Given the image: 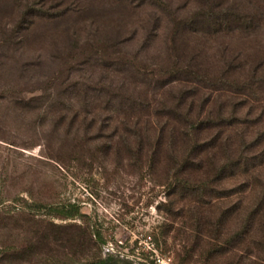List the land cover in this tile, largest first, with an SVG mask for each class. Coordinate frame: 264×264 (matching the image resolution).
Here are the masks:
<instances>
[{
	"label": "rangeland",
	"instance_id": "374dc122",
	"mask_svg": "<svg viewBox=\"0 0 264 264\" xmlns=\"http://www.w3.org/2000/svg\"><path fill=\"white\" fill-rule=\"evenodd\" d=\"M227 1L264 18V0ZM162 40H150V6L137 0H0V264H84L108 254L127 264H264L263 234L233 238L245 223L231 214L235 196L209 203L170 194L162 159L136 155L131 121L119 123L102 96L89 102L85 85L71 86L121 81L99 64V47L106 61L121 53L150 67L166 61ZM200 42L208 63L225 49L251 60L264 48V20L250 33ZM176 85L156 99L169 103L183 89ZM241 99L225 94L212 107L236 108L245 120L230 130L234 151L240 136L249 144L264 135V93ZM261 141L246 155L264 180ZM70 205L73 217L30 209Z\"/></svg>",
	"mask_w": 264,
	"mask_h": 264
},
{
	"label": "trees",
	"instance_id": "16d2710c",
	"mask_svg": "<svg viewBox=\"0 0 264 264\" xmlns=\"http://www.w3.org/2000/svg\"><path fill=\"white\" fill-rule=\"evenodd\" d=\"M137 1L150 6V40L163 34L166 61L149 67L140 60H127L121 53L117 58L124 60L106 61L105 48L99 47L95 53L102 59L99 64L117 73L121 81L113 85L111 81L90 79V86H71L80 85L82 89L85 85L86 89L79 93L88 96L89 102L102 96L100 104L115 112L119 123L131 121L136 155H150L154 163L162 159L170 194L185 192L196 199L200 197V201L206 195L209 203L235 196L231 214L235 218L244 214L245 223L233 238L252 239L255 231L264 236V180L256 174V165L250 167L251 155H246L250 148H262L260 140L264 135H258L249 144L240 136L238 148L232 150L235 143L231 142L230 130L245 120L237 116L236 108L228 113L226 108H212L225 94L257 100L256 96L264 93V48L260 46L251 60L243 50L226 56L225 49L217 61L208 63L202 56L204 44L200 45L202 38L255 31L263 23V13L227 0H182L176 5L173 0ZM173 84L183 89L169 97V103L156 99L160 90ZM74 97L80 95L75 93ZM199 100L201 109H193L192 105ZM258 164L261 168L264 162ZM233 180L238 182L233 188L222 187ZM251 193L255 198L250 201L247 199ZM30 209L57 212L65 217L78 214L73 205ZM84 264L127 263L118 254H108Z\"/></svg>",
	"mask_w": 264,
	"mask_h": 264
}]
</instances>
